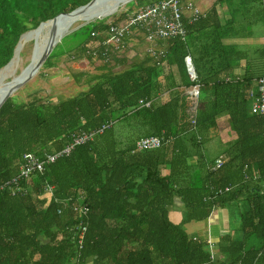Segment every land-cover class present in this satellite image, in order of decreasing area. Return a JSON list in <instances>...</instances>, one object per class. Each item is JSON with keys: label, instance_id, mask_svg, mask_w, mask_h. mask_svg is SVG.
Here are the masks:
<instances>
[{"label": "trees", "instance_id": "16d2710c", "mask_svg": "<svg viewBox=\"0 0 264 264\" xmlns=\"http://www.w3.org/2000/svg\"><path fill=\"white\" fill-rule=\"evenodd\" d=\"M90 1L0 0V70L23 34ZM132 12L77 24L40 67L52 69L63 56L101 60L94 75L71 73L69 80L85 90L55 102L37 94L21 102L10 96L0 107V185L18 175L25 154L59 153L73 136L109 124L22 182V192L0 190V264H264V118L249 104L259 95L254 83L264 51L262 43L225 44L247 37L256 23L264 26V0H215L199 20L185 22L183 38L147 42L162 56H150L147 48L141 60L114 72L126 63L116 54L138 30L124 36L120 50L102 42L108 25ZM240 61L245 74L235 78L233 64ZM195 85L193 113L186 91ZM220 115L235 138L209 159L202 147L215 137ZM150 137L162 139V146L138 151L137 141ZM219 156L223 163L213 169ZM176 200L179 224L168 218ZM240 202L246 209L236 226L229 221L213 250L207 240L186 234V224Z\"/></svg>", "mask_w": 264, "mask_h": 264}, {"label": "built area", "instance_id": "2783aa9c", "mask_svg": "<svg viewBox=\"0 0 264 264\" xmlns=\"http://www.w3.org/2000/svg\"><path fill=\"white\" fill-rule=\"evenodd\" d=\"M188 13V24L196 22L200 17V11L189 0H158L149 5H145L137 8L129 16H127L122 23L113 26L108 25V38L102 42V45H117V50L122 47L121 42L126 34H129L131 29L138 30L144 37L145 41L154 44L156 41L165 40L169 38L181 37L185 35L184 21L185 14ZM130 31V32H129ZM93 36V34H92ZM262 47L264 51V33L262 36ZM148 53L152 57H160L163 54L162 49H155L154 46L148 48ZM262 72L257 81L258 84V97L253 100L251 105V112L258 114L264 118V54L262 58ZM191 63L189 57L185 58V64ZM190 77V75H189ZM193 80L194 78H191ZM188 99L192 102L191 112L195 113L197 100L199 97L198 85L190 87L186 91ZM109 124L102 125L97 131L91 133H80L77 136H73L71 143L68 144L62 151L52 155H45L42 159L34 156L33 154H25L22 158V164L19 168V173L14 178L6 181L0 185V190H9L11 195H16L23 191L21 183L27 181L31 175L37 172H43L45 166L52 164L62 155H67L75 146L83 144L91 139L95 133H101ZM163 144V140L155 137L142 138L136 143V149L138 151H152L159 149ZM223 160L221 157L216 161V165L213 167L220 168ZM53 187L47 186L48 192L52 191ZM80 208V207H78ZM74 211L77 210L75 206ZM82 213H85L86 209L80 208ZM60 213V210H58ZM85 230L81 228V233ZM79 239V244L81 243Z\"/></svg>", "mask_w": 264, "mask_h": 264}, {"label": "rangeland", "instance_id": "374dc122", "mask_svg": "<svg viewBox=\"0 0 264 264\" xmlns=\"http://www.w3.org/2000/svg\"><path fill=\"white\" fill-rule=\"evenodd\" d=\"M102 2H108L110 0H101ZM148 0H130L125 4H120L116 12L113 15H118L121 12L126 11L129 8L134 9L141 6L144 2ZM108 12V11H106ZM94 19H83L80 21L70 22L66 25L64 32H67L63 35V37L69 34L71 31H74L78 28L77 24L83 23L87 20L94 21ZM80 24V25H81ZM79 25V26H80ZM50 27H46L43 29L38 36L27 38L21 44L19 51H25V55L21 58L18 55L12 61L11 68L7 73V77L5 78L4 83H8L17 77L24 68L30 63L32 52L35 43L39 42L44 46L45 40L49 33ZM264 33V28L262 23H256L250 28V32L247 34V37H250L255 40H259ZM131 37L128 39L124 49L122 52L116 54L117 59H125L126 63L123 66H116L114 68V72H122L133 62H137L142 59L144 53L148 48V44L145 41L144 37L141 33L137 31H133L131 33ZM42 37V38H41ZM62 37V38H63ZM37 38V39H36ZM23 46V47H22ZM258 45H256L257 47ZM255 47V48H256ZM18 51V53H19ZM102 64V61L99 59H81L78 61H73L68 59V57H61L55 64V67L47 70H40L26 83L20 86L11 96H14V100L16 102L27 101L31 99L33 94H37V96L47 98L53 102L57 101L59 98L66 99L70 97L76 96L78 93L86 89V85L84 83L77 84L73 80H69L71 73H85L88 75H94L98 73V67ZM115 64V60L110 59V66ZM9 65V66H10ZM16 65V66H15ZM3 70V69H2ZM12 71V72H11ZM12 73V74H11ZM10 74V75H8ZM85 80V77L82 78V81ZM250 104V103H249ZM220 128V127H219ZM218 131H221L218 129ZM225 146V145H224ZM219 139V137H213L209 141L203 144V152L207 155L209 159L214 158L221 152L224 147ZM246 205L242 202L240 203H231L227 205L228 213L230 215L231 226H236L238 222V215L240 211L246 209ZM232 228V227H231Z\"/></svg>", "mask_w": 264, "mask_h": 264}, {"label": "crops", "instance_id": "0c3cea01", "mask_svg": "<svg viewBox=\"0 0 264 264\" xmlns=\"http://www.w3.org/2000/svg\"><path fill=\"white\" fill-rule=\"evenodd\" d=\"M189 1H191L193 3V5L200 11L201 17H202L204 15V13L207 12L211 8V6L215 0H189ZM188 16H189V14L186 13L184 18H183V21L186 23H189L188 22ZM263 28H264V26H263ZM261 41H262V37L259 40H255V39H252L250 37L245 36V37H241V38H229L225 41V44H231V45L237 46V47H239L241 45H245V44H253V45H258L257 47L261 48ZM245 68H246L245 61H240V62L234 63L232 71H231V75L235 78H242L245 74ZM256 83L257 82L254 83V86H256ZM255 89L256 88H254V90ZM251 104H252V101L250 102V105ZM217 120H218L217 121L218 127H217V130L215 131L214 135H215V137H219L222 145L224 146L227 143H229L230 141H232L235 138V135L225 125V120H226L225 115H220ZM218 129L221 131H218ZM211 138H213V137H211ZM219 154H220V152L218 153V155ZM217 156H215V158ZM165 173H166V171H163V174H165ZM181 212L182 211H181L180 203L178 200H176L175 206L171 207L169 210V213H168L169 221L173 224H179L181 222V219H182ZM229 220H230V215L228 213L227 208L226 209L225 208H216L210 214L207 221L188 223L184 226V229L186 231V234L189 237L199 238V239L205 240L206 237L209 236V238L212 239L215 244H217L219 242L221 235H223L224 233H226L228 231L229 226H230Z\"/></svg>", "mask_w": 264, "mask_h": 264}, {"label": "water", "instance_id": "95a60500", "mask_svg": "<svg viewBox=\"0 0 264 264\" xmlns=\"http://www.w3.org/2000/svg\"><path fill=\"white\" fill-rule=\"evenodd\" d=\"M95 1L96 0H91L90 2L85 4L84 6L78 7L71 12L61 13V14L55 16L54 18H52L51 20L42 22L39 24V26L37 28H35L31 31H28L27 33L23 34L19 38V41H18V43L14 49V54H13L12 59L2 69L8 67L12 63V61L16 58V56L18 55V51L20 50V47H21L20 41L24 35L32 33V32H36V31L40 30L44 25L50 24L48 36L45 40V43H44V46L42 47V50L38 53V56L36 57V60H34V56L36 53V43H35L30 63L24 68V70L17 77H15L13 80H11L8 83H5V86H7V89L5 90V92L3 93V95L0 98V107L2 106V104L5 102V100L8 97H10L20 86H22L24 83H26L29 79H31L39 71L40 67L45 62L47 57L50 55V53L52 52L55 45L57 43H59L60 40L62 39L63 35L65 33H67V32H65L64 34L57 36V33L55 32L56 31L55 26L57 24L58 19L60 17L66 16V17H69V18H72L73 20H75V19H77V17L81 14V12L83 10H85L86 8L91 6ZM115 12H116V9H115V11H110L108 14H106L102 18L112 16ZM102 18H98V19H102ZM89 22H83L80 26H83ZM186 67H187V70H188L190 77L195 78V73L193 71L192 64L188 63V64H186ZM25 71H27L26 75H24Z\"/></svg>", "mask_w": 264, "mask_h": 264}, {"label": "bare ground", "instance_id": "6f19581e", "mask_svg": "<svg viewBox=\"0 0 264 264\" xmlns=\"http://www.w3.org/2000/svg\"><path fill=\"white\" fill-rule=\"evenodd\" d=\"M128 1H130V0H110L108 2H102L101 0H96L91 6H89L85 10H83L81 12V14L75 20H73L72 18L66 17V16L60 17L58 19V21H57L56 26H55V30H56L55 32L57 33V36L62 35L63 32H64V29H65V27H66V25L68 23L74 22V21H80V20H83V19H94V18L98 19V18H102L106 14H108L110 11H115V9H117V7L120 4L123 5L126 2H128ZM106 11H108V12H106ZM89 21H91V20H87L85 22H89ZM46 27H50V24L44 25L40 30H38L36 32H32V33L24 35L21 38L20 43L23 44L22 42L24 40H26L27 38H32V37L38 36L39 33L43 29H45ZM41 44L39 42L38 43L36 42V53H35V56H34V60H36V57L38 56V53L42 50L43 45H41ZM11 65H12V63H11ZM11 65L0 71V98L3 95V93L5 92V90L7 89V86H5L4 82L6 81L5 78L7 77V73L9 71V69L11 68ZM26 74H27V71L24 72V75H26ZM8 75H10V74H8Z\"/></svg>", "mask_w": 264, "mask_h": 264}, {"label": "clouds", "instance_id": "9594fccd", "mask_svg": "<svg viewBox=\"0 0 264 264\" xmlns=\"http://www.w3.org/2000/svg\"><path fill=\"white\" fill-rule=\"evenodd\" d=\"M139 8V7H138ZM18 56H19V53H18ZM223 160V159H222ZM30 179V178H29ZM28 179V180H29ZM27 180V181H28ZM8 181V180H7ZM26 182V181H25ZM205 240H207L206 242L208 243V245H209V247L213 250V248H214V246H215V243H214V241L212 240V239H210L209 238V236H207L206 237V239ZM215 256V255H214ZM214 258V257H213Z\"/></svg>", "mask_w": 264, "mask_h": 264}]
</instances>
